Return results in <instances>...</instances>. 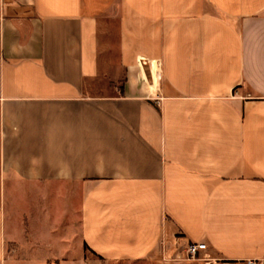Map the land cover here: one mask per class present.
Segmentation results:
<instances>
[{
  "label": "crops",
  "instance_id": "crops-1",
  "mask_svg": "<svg viewBox=\"0 0 264 264\" xmlns=\"http://www.w3.org/2000/svg\"><path fill=\"white\" fill-rule=\"evenodd\" d=\"M85 250L264 264V0H0V264Z\"/></svg>",
  "mask_w": 264,
  "mask_h": 264
},
{
  "label": "built area",
  "instance_id": "built-area-1",
  "mask_svg": "<svg viewBox=\"0 0 264 264\" xmlns=\"http://www.w3.org/2000/svg\"><path fill=\"white\" fill-rule=\"evenodd\" d=\"M152 67V78L156 81H160L162 79V65L160 62H156L155 64H151ZM207 250V245L203 242H194L189 243L186 248L187 259L191 261H199L203 260L201 258L202 252ZM208 264V261H205ZM247 264H263L262 261L259 260H250Z\"/></svg>",
  "mask_w": 264,
  "mask_h": 264
},
{
  "label": "rangeland",
  "instance_id": "rangeland-1",
  "mask_svg": "<svg viewBox=\"0 0 264 264\" xmlns=\"http://www.w3.org/2000/svg\"><path fill=\"white\" fill-rule=\"evenodd\" d=\"M81 264H118V263H106L103 260L97 259L88 250L84 251L83 262ZM122 264H152L150 262H141V263H122Z\"/></svg>",
  "mask_w": 264,
  "mask_h": 264
}]
</instances>
